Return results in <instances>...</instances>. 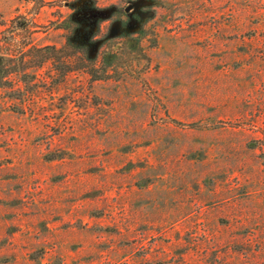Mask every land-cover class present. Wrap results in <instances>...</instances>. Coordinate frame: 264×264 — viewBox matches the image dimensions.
<instances>
[{"label": "rangeland", "instance_id": "rangeland-1", "mask_svg": "<svg viewBox=\"0 0 264 264\" xmlns=\"http://www.w3.org/2000/svg\"><path fill=\"white\" fill-rule=\"evenodd\" d=\"M95 3L91 61L61 0H0V41L34 22L0 89V264H264V0Z\"/></svg>", "mask_w": 264, "mask_h": 264}, {"label": "trees", "instance_id": "trees-1", "mask_svg": "<svg viewBox=\"0 0 264 264\" xmlns=\"http://www.w3.org/2000/svg\"><path fill=\"white\" fill-rule=\"evenodd\" d=\"M95 2L97 0H61V3L64 7H68L76 15L61 20L60 25L62 24V29L68 30V41L66 44L75 49V55L79 56V59H82L80 48H83L85 57L89 60H94L95 57L92 56V46L97 44L99 41H106L111 39L114 36H111V29L109 32L98 34V31L93 30L94 22L96 21V15L98 11H101L103 8L98 6ZM43 5L45 2H41ZM99 21H97L98 23ZM33 21L26 14H18L10 21L9 25L3 30L4 40L0 41V89L12 85L13 81L9 80V76L13 73V68L8 67L14 60H16L15 53H23L25 46L30 44V42H22V39L19 37L23 32H30ZM100 27V26H99ZM85 31V32H83ZM85 33V34H84ZM63 48V47H62ZM37 50L41 57L39 63H42L49 59H54V57H60L59 50L60 48L57 45H46V46H32L28 48L26 52H32L31 50ZM24 52V53H26ZM21 56V60H24L25 56ZM12 61V62H10ZM10 62V64H7ZM16 71V69H15Z\"/></svg>", "mask_w": 264, "mask_h": 264}]
</instances>
